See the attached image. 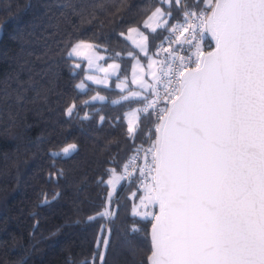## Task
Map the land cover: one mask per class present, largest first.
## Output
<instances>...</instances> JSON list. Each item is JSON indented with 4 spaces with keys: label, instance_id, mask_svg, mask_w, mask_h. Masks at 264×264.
I'll return each mask as SVG.
<instances>
[{
    "label": "trees",
    "instance_id": "1",
    "mask_svg": "<svg viewBox=\"0 0 264 264\" xmlns=\"http://www.w3.org/2000/svg\"><path fill=\"white\" fill-rule=\"evenodd\" d=\"M157 6L158 0H0V264H147L151 222L132 212L142 195L136 176L109 201L104 180L113 169L123 173L151 117L141 114L133 137L124 113L137 100L112 104L107 93L102 103L84 104L95 89H76L83 72H73L67 50L90 42L127 72L126 55L136 48L123 35L145 30ZM171 7L167 27L181 17ZM166 31H146L150 53ZM70 103L77 107L67 117ZM71 143L70 156H52Z\"/></svg>",
    "mask_w": 264,
    "mask_h": 264
},
{
    "label": "snow or ice",
    "instance_id": "2",
    "mask_svg": "<svg viewBox=\"0 0 264 264\" xmlns=\"http://www.w3.org/2000/svg\"><path fill=\"white\" fill-rule=\"evenodd\" d=\"M160 3L148 18L157 20L156 27L148 21L145 27L178 34L174 40L166 38L169 47L163 51L168 56L159 61V72L151 73L153 82L140 81L144 107L128 114L127 126L134 137L138 113L155 117L154 139L150 136L145 164L139 167L144 194L133 210L151 222L148 264H264V0H200L191 5L174 0L183 10L179 29L167 27L173 0ZM141 36L140 50L147 53L149 38ZM208 38V46L214 47L205 52ZM92 48L77 41L67 57L91 64L83 50ZM185 50L189 55L181 54ZM149 60L151 69L157 60ZM108 68L119 70L120 65ZM102 70L107 76L108 70ZM86 79L103 82L91 75ZM83 87V82L76 85ZM141 96L130 91L122 99ZM98 99L104 98L92 97ZM76 107H67L66 115ZM75 148L69 144L62 153ZM132 230L138 231L135 226Z\"/></svg>",
    "mask_w": 264,
    "mask_h": 264
},
{
    "label": "rangeland",
    "instance_id": "3",
    "mask_svg": "<svg viewBox=\"0 0 264 264\" xmlns=\"http://www.w3.org/2000/svg\"><path fill=\"white\" fill-rule=\"evenodd\" d=\"M158 1H159V6H161L160 0H158ZM174 4L175 3L173 0V3L171 6H173ZM163 7L166 9L169 7V5L165 4V5H163ZM154 10L155 9H153V11ZM152 12L149 14V16H151ZM149 16L145 19V21H148V23L151 25V27L155 28L157 25V20L153 19V20L149 21L148 20ZM169 18L170 17H166V19H168V20H169ZM145 21L143 22V26H144L145 30L147 32H152L150 30V28L145 27ZM160 22H163V21L161 20ZM132 28H136V27H132ZM136 29H138V28H136ZM159 29H163V28H159ZM159 29H157V30H159ZM145 30L144 29L143 30L138 29L137 32H129V30H128L123 35L124 38H126L127 41L132 45V47L136 48L135 53H133V54L131 53V55H129V53H128L126 55L127 57H129L131 59L130 66H129L127 72L122 71L121 64H119L117 61L111 60L109 62H106V60H105L106 55L102 51L97 50L95 46L92 49L83 50V51H86L88 53L89 57L91 58V64H89L87 59H77L75 57L71 59L72 66L76 62L81 64L80 68H74L73 67V72H76L79 70L81 72H83L80 81L76 82L75 84L77 85V84H80L81 82H83L85 87L80 88V89L76 88V89L79 92H85L89 88L95 89V91L93 93H91V95L85 100L88 103H85V101H84V104L102 103V102L107 100V98H108L107 93H109L113 97V99L111 101L112 104L113 103H120V102L125 101L122 99V96L128 95L130 91L142 92V96H141L140 100H137L139 103H135L134 106L127 109L124 113V122H125V125H127V126H128V121L130 119L128 114L133 109H137V108L142 109L144 107V105L142 103V98H143V95L145 93H143V90L140 87V81H143L145 84L152 83L153 77H152L151 73L152 72L158 73V71H159V69H158L159 68V59L154 57L153 54L149 52V50L147 53L140 50L139 45L144 42L143 36H141V33H143L144 36H147V33ZM152 33H154V32H152ZM68 50H69V48H68ZM68 50H67V52H68ZM149 57H151L154 60H157V63L155 65H153L151 67V69L149 68V64H150ZM113 63L120 65L119 70H113V69L108 68V66L110 64H113ZM102 69L108 70L107 76ZM89 75H91V76L95 77L96 79L101 80L103 82L102 83H94L92 80L86 79V77ZM134 79L137 81L136 83H133ZM118 85H119V87H118ZM98 88H101V89L103 88L104 90L103 89L99 90ZM105 90H107V91H105ZM108 90H112V92L108 91ZM146 94L149 96V99H153V97L151 96V93H146ZM96 95H99V96L103 97L104 99L92 100V97L96 96ZM128 101L134 102L135 99L128 100ZM71 104H73V103H70V105ZM74 111H75V109L73 110V112ZM142 113H143L142 111L140 113H138L139 117L141 116ZM65 115H66V110H65ZM66 116L69 117L68 115H66ZM71 144H74V143H71ZM68 145L69 144L64 145L58 150H52L51 151L52 156H54V157L70 156L76 149L71 150L67 155H64L62 153V149L67 147ZM121 176H122V173H120L118 171H116L115 173L111 172V174L108 177H106V179L104 180L105 183L107 184V187H108V190H107L108 191V201L117 194V190H118L119 186L123 183V180L120 178ZM109 181H111V183H109ZM109 192L112 193L111 197L109 196ZM139 203L133 202L132 212L134 210V205H139ZM108 208H110V207H108ZM138 210L140 212H143V208H140Z\"/></svg>",
    "mask_w": 264,
    "mask_h": 264
},
{
    "label": "built area",
    "instance_id": "4",
    "mask_svg": "<svg viewBox=\"0 0 264 264\" xmlns=\"http://www.w3.org/2000/svg\"><path fill=\"white\" fill-rule=\"evenodd\" d=\"M183 2H185V0H183ZM179 8H180L181 17L179 19L173 21L169 27H171L172 25H175L176 28L179 29L180 24L183 22V10H182V7H179ZM177 34H178V32L174 34L170 31H166L165 34L163 35V37L159 41H157V43L154 45V51L152 53L153 56L158 58L159 61L165 59V57L168 56V53L164 52L163 49L169 47L168 39H166V38H171L174 40L175 35H177ZM209 43H210V40L208 38V40L203 45L205 52L208 51L212 47V45H211V47L208 46ZM172 47H177V46L172 45ZM185 49H187V46H185ZM157 52H159L158 57L156 55ZM181 54H183L185 56L189 55L187 50L181 52ZM193 59H195V57H193ZM192 66L194 67L195 65L193 64ZM158 69H160V64H159ZM153 99H154V97H153ZM163 106H164V102L161 101L159 107H163ZM154 123H155V117L153 116V117H151V126L147 132V138H146L145 142L141 145V147L135 153H133V155L131 157H129V159L126 163L127 170H124L122 173V176L124 177L122 179L123 184L128 183V181L130 180L131 177L136 176L137 189L142 191V195L144 194V190H143V185L140 182L139 167L143 166L145 164L144 150L147 149L151 144L150 136H151V138L154 139ZM150 159L151 158L149 157V160ZM124 169H125V167H124ZM139 201H140V199H139Z\"/></svg>",
    "mask_w": 264,
    "mask_h": 264
},
{
    "label": "water",
    "instance_id": "5",
    "mask_svg": "<svg viewBox=\"0 0 264 264\" xmlns=\"http://www.w3.org/2000/svg\"><path fill=\"white\" fill-rule=\"evenodd\" d=\"M209 40H210V38H209ZM211 45H212V47H214V44H211ZM212 47H211V48H212ZM211 48H210L208 51H210ZM206 52H207V51H206ZM157 210H158V209H157ZM150 230H151V226H150L149 231H148V233H149V244H150V247H151ZM150 249H151V248H150ZM150 253H151V250H150ZM150 253H149V255H150ZM147 264H148V260H147Z\"/></svg>",
    "mask_w": 264,
    "mask_h": 264
}]
</instances>
